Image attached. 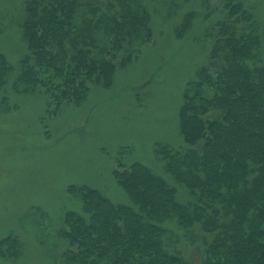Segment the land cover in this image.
<instances>
[{"label": "trees", "instance_id": "trees-1", "mask_svg": "<svg viewBox=\"0 0 264 264\" xmlns=\"http://www.w3.org/2000/svg\"><path fill=\"white\" fill-rule=\"evenodd\" d=\"M184 1L27 0L28 52L13 85L42 89L57 104H81L90 81L111 86L118 67L151 39V8L168 6L176 14ZM202 1L204 18L220 8L222 17L207 35L209 62L184 89L187 148L160 149L166 170L189 197L141 162L114 170L136 207L94 187L70 185L87 215L66 213V264H264V20L244 0ZM198 15L189 10L177 32L190 29ZM11 70L0 53V91ZM169 223L210 235L201 263L179 248ZM11 247L16 254L22 244L12 236L1 240L4 256Z\"/></svg>", "mask_w": 264, "mask_h": 264}, {"label": "rangeland", "instance_id": "rangeland-1", "mask_svg": "<svg viewBox=\"0 0 264 264\" xmlns=\"http://www.w3.org/2000/svg\"><path fill=\"white\" fill-rule=\"evenodd\" d=\"M244 1L264 20V0ZM26 2L0 0V53L12 65L0 91V242L12 236L22 244L16 254L14 247L7 256L0 249V264H66V213L87 215L70 185H88L115 203L136 207L114 170L141 162L175 184L180 197H189L166 170L160 149L187 148L180 122L184 89L209 62L213 40L207 35L222 8L209 18L203 17L202 0L184 1L176 14L168 6L151 8V39L118 67L112 85L90 81L81 104H57L42 89L20 91L13 85L28 52L22 25ZM189 10L199 15L179 34ZM169 228L175 229L179 248L201 263L210 235L196 227L184 231L169 223Z\"/></svg>", "mask_w": 264, "mask_h": 264}]
</instances>
